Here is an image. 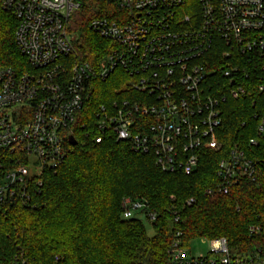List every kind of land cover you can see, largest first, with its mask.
Here are the masks:
<instances>
[{"label":"built area","instance_id":"obj_1","mask_svg":"<svg viewBox=\"0 0 264 264\" xmlns=\"http://www.w3.org/2000/svg\"><path fill=\"white\" fill-rule=\"evenodd\" d=\"M122 18H94L89 29L112 45L99 65L82 61L70 33L80 11L76 0H0L17 20L15 43L29 72H0V215L9 207H35L47 172L56 173L71 152L70 137L86 129L96 81L118 77L125 92L91 116L92 140L114 138L135 153L151 155L165 173L192 175L202 152L221 149L220 130L229 101H253L251 130L234 141L217 167L209 195H229L247 181L264 187V0H107ZM246 123H242L245 127ZM194 199L186 201L191 206ZM128 211L142 203L123 200ZM149 222L157 219L146 213ZM175 223L179 217H175ZM177 233L171 264H264V219L248 228L249 248L235 252L225 238L195 258ZM0 264H40L22 252ZM59 261V257L55 258Z\"/></svg>","mask_w":264,"mask_h":264},{"label":"trees","instance_id":"obj_2","mask_svg":"<svg viewBox=\"0 0 264 264\" xmlns=\"http://www.w3.org/2000/svg\"><path fill=\"white\" fill-rule=\"evenodd\" d=\"M76 1L81 9L70 24L76 54L84 62L99 65L112 45L92 33L89 23L94 18L119 21L122 16L107 0ZM17 25L0 4V72L7 68L30 71L15 43ZM260 75L264 83V71ZM93 87L85 118L88 125L77 129V144L58 171L45 174L35 207L12 206L8 214L0 215L2 248L10 254L22 252L40 264H171L169 252L180 232L186 248L195 240L225 238L232 251L247 250L249 226L259 217L264 219V187L240 181L229 195H209L207 190L217 183L218 163L234 141L257 137L251 130L256 124L253 101H229L219 134L221 149L202 152L197 170L184 175L163 172L153 156L135 153L128 143L108 137L97 144L91 133L87 137L98 106L138 96L125 92L115 77L96 81ZM256 106L264 108V95ZM126 198L142 203L145 209L139 212L145 216L147 211L157 214L155 222L147 219L153 236L140 220L123 219L128 212L123 206ZM190 199L195 203L188 206Z\"/></svg>","mask_w":264,"mask_h":264},{"label":"rangeland","instance_id":"obj_3","mask_svg":"<svg viewBox=\"0 0 264 264\" xmlns=\"http://www.w3.org/2000/svg\"><path fill=\"white\" fill-rule=\"evenodd\" d=\"M115 78L118 79V77H115ZM123 219H125V220L138 219V220H140L143 223L145 229L147 230L149 236H153V234H154L153 229H152L150 223H148L147 218L143 213H141L139 211H131L130 210L124 214ZM189 249L191 251V254L195 258H197L200 255H207L208 254V252L210 250V243L208 241L195 240L189 244Z\"/></svg>","mask_w":264,"mask_h":264},{"label":"water","instance_id":"obj_4","mask_svg":"<svg viewBox=\"0 0 264 264\" xmlns=\"http://www.w3.org/2000/svg\"><path fill=\"white\" fill-rule=\"evenodd\" d=\"M69 142L72 146H75L77 144L76 140L73 137H70Z\"/></svg>","mask_w":264,"mask_h":264}]
</instances>
